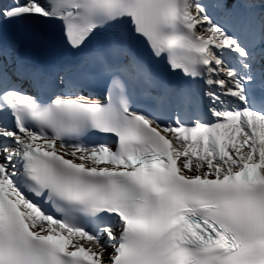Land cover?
Masks as SVG:
<instances>
[{"label": "snow or ice", "instance_id": "6c2138e0", "mask_svg": "<svg viewBox=\"0 0 264 264\" xmlns=\"http://www.w3.org/2000/svg\"><path fill=\"white\" fill-rule=\"evenodd\" d=\"M231 12L229 0L0 4V24L61 21L74 50L124 26L120 41L140 39L171 72L202 81L211 117L186 125L135 111L134 58H96L106 102H42L0 70V264H264V68L254 70L264 26L245 43ZM96 133L114 147L84 142Z\"/></svg>", "mask_w": 264, "mask_h": 264}, {"label": "bare ground", "instance_id": "6f19581e", "mask_svg": "<svg viewBox=\"0 0 264 264\" xmlns=\"http://www.w3.org/2000/svg\"><path fill=\"white\" fill-rule=\"evenodd\" d=\"M239 1V4L241 7H243V9H248V7H245L244 5L249 3V2H253V3H260V0H238ZM258 5V4H257Z\"/></svg>", "mask_w": 264, "mask_h": 264}, {"label": "rangeland", "instance_id": "374dc122", "mask_svg": "<svg viewBox=\"0 0 264 264\" xmlns=\"http://www.w3.org/2000/svg\"><path fill=\"white\" fill-rule=\"evenodd\" d=\"M107 252H110V251L108 250ZM105 255L107 256L108 254H107V253H105Z\"/></svg>", "mask_w": 264, "mask_h": 264}]
</instances>
